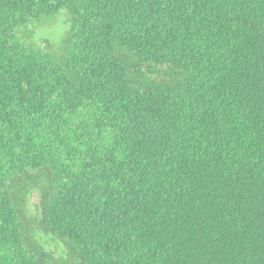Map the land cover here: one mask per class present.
Instances as JSON below:
<instances>
[{"label": "trees", "instance_id": "obj_1", "mask_svg": "<svg viewBox=\"0 0 264 264\" xmlns=\"http://www.w3.org/2000/svg\"><path fill=\"white\" fill-rule=\"evenodd\" d=\"M0 264H264V0H0Z\"/></svg>", "mask_w": 264, "mask_h": 264}, {"label": "rangeland", "instance_id": "obj_2", "mask_svg": "<svg viewBox=\"0 0 264 264\" xmlns=\"http://www.w3.org/2000/svg\"><path fill=\"white\" fill-rule=\"evenodd\" d=\"M69 31V16L67 13H61L56 18H49L45 24L36 27V31L33 33L32 36V41H30L31 38L29 39V32L27 31L25 32L26 34L24 35V38H20V42L25 44L28 43L29 45L31 43L41 40L42 38H47L51 41L52 45L54 46L59 44L62 45ZM60 49V47L57 50L56 47L55 49H48L49 52H54L53 54L55 55V59L57 61L61 60L62 52L60 51ZM40 200V191L37 189L33 190L29 196V208L30 213L35 217L40 216ZM43 243L46 248L57 257L64 255L66 252L65 246L52 236L43 237Z\"/></svg>", "mask_w": 264, "mask_h": 264}]
</instances>
